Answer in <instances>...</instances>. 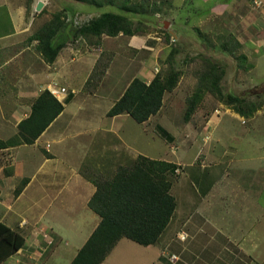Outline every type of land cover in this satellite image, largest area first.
Listing matches in <instances>:
<instances>
[{
	"label": "crops",
	"instance_id": "crops-1",
	"mask_svg": "<svg viewBox=\"0 0 264 264\" xmlns=\"http://www.w3.org/2000/svg\"><path fill=\"white\" fill-rule=\"evenodd\" d=\"M172 1L168 0L170 21L183 13L186 27L179 25L181 30L233 37L248 73L256 75L264 64V0H179L176 7ZM32 34L27 23L0 37V141L19 137L18 125L30 116L45 90L65 88L66 95L57 99L62 112L33 144L0 149V223L25 241L0 264H70L101 220L88 206L96 188L82 169L91 163L105 167L114 156V163L120 165L124 124L132 118L107 114L134 78L145 83L153 79L151 64L136 60L135 50L152 53L155 44L140 35H102L82 37L70 45L68 34L65 46L48 64ZM105 56L109 61L91 85ZM262 117L257 112L242 127L232 128V142L221 134L227 129L219 122L210 130L212 150L196 162L193 156L185 163L179 203L175 199L174 213L180 219L177 235L175 227L171 230L173 215L161 236L169 233L162 246L139 245V251L126 252L131 245L123 238L101 264H172L170 257L176 255L166 243L172 240L173 247L175 237L179 240L186 228L191 237L184 233L185 241L179 240L184 243L189 238L175 264H264ZM233 142L237 146L231 147ZM39 249L44 253L38 255Z\"/></svg>",
	"mask_w": 264,
	"mask_h": 264
},
{
	"label": "rangeland",
	"instance_id": "rangeland-1",
	"mask_svg": "<svg viewBox=\"0 0 264 264\" xmlns=\"http://www.w3.org/2000/svg\"><path fill=\"white\" fill-rule=\"evenodd\" d=\"M38 1L40 0H0V37L12 33L17 24L28 23L33 29L31 39L37 40L35 45H38V40L45 37L48 26L55 19L63 25L71 24V27L78 29L103 12H119V8L124 4L135 9L128 15L132 23V35L149 37L155 44V51L152 53L135 50V59H146L147 65L151 64V70L155 76L167 78L175 73L178 78L175 87L165 92L160 111L148 122L138 124L130 119V122L124 124L123 136L126 137L122 146L123 151L118 153L117 160L121 161L122 166L130 165L140 153L158 160L173 162L176 169L174 174H169L168 179L172 182L170 193L178 203L181 190L180 176L186 169L185 163H190L189 159L193 156L196 162L205 156V151L212 150L209 148L211 128L219 122L224 123L223 126H226L227 132L224 131L221 134L228 135L226 140L232 142L234 139L233 137L229 139L230 130L234 127H242L250 119L240 117L230 106L218 99L211 88V83L205 79L208 73L214 71L219 76L218 85L223 95L234 94L247 97L248 101L244 104L245 110L248 111L253 105L259 104L260 108L254 112V115L260 112L264 117V64L256 75L249 74L247 61L242 53L235 50L236 43L233 37L205 34L200 31L194 33L190 29L181 30L179 25L186 27L182 20L184 14H176L178 19L174 21L175 24L170 21L168 17L171 5L168 0H95L101 4L100 8L76 0H44L42 10L36 12L35 7ZM179 2V0H173L172 4L176 7ZM165 22H168L167 27H164ZM82 37L71 39L69 44L73 45L75 41H81ZM172 50L175 53L173 56L170 53ZM108 57L105 56L95 68L91 85L100 78L109 61ZM262 61L264 62V59ZM195 95L197 97L194 102ZM191 106H193V113L185 119V112ZM230 146H237V143L233 142ZM249 153H253L252 149ZM115 160V156L114 160L108 159L109 165L105 164V167L87 164L83 167L82 173L92 183H102L110 179L116 168L120 166L118 162L114 163ZM179 220V215L174 213L171 230L173 231L175 227L176 235L180 232ZM181 231L189 238L191 237L187 228ZM168 235L169 233L161 240L159 239L158 246H162L164 241H167ZM124 241L131 245L125 250L126 252L142 249L133 242ZM186 242L181 243L175 237L173 247L172 240L166 243V247L168 251L171 249L179 257L181 248L186 245ZM49 251L50 249L47 253ZM197 251L202 253L201 250ZM37 252L38 255L44 253L41 249Z\"/></svg>",
	"mask_w": 264,
	"mask_h": 264
},
{
	"label": "trees",
	"instance_id": "trees-1",
	"mask_svg": "<svg viewBox=\"0 0 264 264\" xmlns=\"http://www.w3.org/2000/svg\"><path fill=\"white\" fill-rule=\"evenodd\" d=\"M76 1L102 7L95 0ZM134 10L124 4L119 12H103L78 29L71 27V24L63 25L55 19L48 26L45 37L38 40V49L45 62L51 64L65 46L68 34L72 40L79 36L115 37L120 33L133 36L128 15ZM170 53L171 56L175 54L173 50ZM177 78L175 73L167 78L154 76L149 83L134 78L107 116L128 114L138 124L146 122L160 111L165 92L175 87ZM205 79L211 83L218 99L230 106L240 117L251 119L260 108L259 104L253 105L246 111L244 104L248 101L247 97L223 95L218 85L219 76L214 71L209 72ZM196 97L197 95L193 98L194 102ZM193 106L187 108L185 119L193 113ZM62 110V104L45 90L33 104L30 116L18 125L19 137L7 142L0 141V149L33 144ZM175 169L176 165L172 162L139 155L130 165L118 166L110 179L93 183L96 191L88 206L101 220L70 264H101L123 238L144 247L159 242L176 208L175 198L170 193L172 182L168 179ZM22 185L15 190L16 196L21 192ZM24 243L20 234L0 223V262L19 251Z\"/></svg>",
	"mask_w": 264,
	"mask_h": 264
},
{
	"label": "built area",
	"instance_id": "built-area-1",
	"mask_svg": "<svg viewBox=\"0 0 264 264\" xmlns=\"http://www.w3.org/2000/svg\"><path fill=\"white\" fill-rule=\"evenodd\" d=\"M254 4L260 5L261 2L260 1H254ZM48 91L56 99H60L61 96L66 95V89L65 88L50 87V88H48ZM185 239H186V235L184 233H180L179 234V240L183 242V241H185ZM177 260H178L177 257L174 255H172L170 257V262L172 264H175L177 262Z\"/></svg>",
	"mask_w": 264,
	"mask_h": 264
},
{
	"label": "water",
	"instance_id": "water-1",
	"mask_svg": "<svg viewBox=\"0 0 264 264\" xmlns=\"http://www.w3.org/2000/svg\"><path fill=\"white\" fill-rule=\"evenodd\" d=\"M43 6H44V0H40V1H38L37 4H36V7H35V11H36V12L41 11L42 8H43ZM167 26H168V22H165V23H164V27H167Z\"/></svg>",
	"mask_w": 264,
	"mask_h": 264
}]
</instances>
